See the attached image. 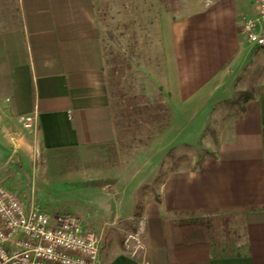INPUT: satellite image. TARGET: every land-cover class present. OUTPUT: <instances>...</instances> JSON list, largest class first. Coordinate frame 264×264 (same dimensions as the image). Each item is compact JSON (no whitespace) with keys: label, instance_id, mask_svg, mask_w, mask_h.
<instances>
[{"label":"crops","instance_id":"1","mask_svg":"<svg viewBox=\"0 0 264 264\" xmlns=\"http://www.w3.org/2000/svg\"><path fill=\"white\" fill-rule=\"evenodd\" d=\"M150 2L159 24L153 38L164 40L157 70L167 72L163 87L179 120L173 127L180 132V124L201 114L217 118L214 107L223 97L217 94L247 48L243 19L255 15L257 1ZM15 3L20 24L0 32V102L13 118L35 117L32 132L42 150L113 144L115 97L99 0ZM251 94L241 107L230 106L231 114L219 110L222 121L200 165L170 171L138 213L135 202L113 209L117 230L134 232L135 219H145L144 249L131 256L114 241L101 246L98 264H264V209H239L264 206V78ZM79 212L73 213L82 220L89 214Z\"/></svg>","mask_w":264,"mask_h":264},{"label":"rangeland","instance_id":"2","mask_svg":"<svg viewBox=\"0 0 264 264\" xmlns=\"http://www.w3.org/2000/svg\"><path fill=\"white\" fill-rule=\"evenodd\" d=\"M150 3V0L98 3L106 68L110 71L115 60L121 65V93L114 98L117 137L113 144L42 150L36 135L20 121L21 117L13 118L0 102V185L18 196L27 208L35 207L51 215L81 210L89 213L83 222L100 235L102 248L114 241L124 244L133 232L131 227L117 230V225L111 223L113 209L129 208L135 202L136 212L140 211L143 203L156 196L170 171L200 165L207 155L203 147L216 137L217 125L222 121L219 110L224 108L227 116L231 114L230 106L241 107L264 78V46L249 41L224 75L217 94L223 97L214 107L213 115L218 117L209 120L207 114H201L188 124H180L179 132L173 127L179 120L163 87L167 72L157 70L163 66L158 60H163L164 40L153 38L159 24L155 16L157 7L155 4L151 7ZM19 19L15 0H0V32ZM133 105L147 107L141 112L142 117L158 114V119L148 122L136 115L128 123L127 110ZM169 128L175 131L170 132ZM185 142L190 147L184 146ZM96 214L105 218L100 220Z\"/></svg>","mask_w":264,"mask_h":264},{"label":"built area","instance_id":"3","mask_svg":"<svg viewBox=\"0 0 264 264\" xmlns=\"http://www.w3.org/2000/svg\"><path fill=\"white\" fill-rule=\"evenodd\" d=\"M254 16L243 19L248 40L264 46V0H256ZM20 121L30 130L35 117ZM145 219L124 241V249L138 256L144 249ZM100 235L84 226L74 213L49 214L26 205L13 192L0 185V264H98Z\"/></svg>","mask_w":264,"mask_h":264},{"label":"trees","instance_id":"4","mask_svg":"<svg viewBox=\"0 0 264 264\" xmlns=\"http://www.w3.org/2000/svg\"><path fill=\"white\" fill-rule=\"evenodd\" d=\"M19 22H20V20L19 21L17 20L15 22V25L9 27L8 29L14 28L16 25L20 24ZM114 62H115V64L112 65V67L110 68L109 78H110V84H111V94L114 97H116V95L118 94V92L121 93V83L119 81V74H120V71H121V65L116 60ZM246 96H248V95H246ZM251 97H252V94H249V96L246 97L245 100L250 99ZM141 107L142 106H140V105L139 106L133 105L132 108H130V110H127V113L129 115L126 118H127V120H129V123L132 121V118H134L136 115H139V118L141 120L144 118L140 114H141V112H144V110L147 109V107H145V108H141ZM131 113H133L134 115L131 116ZM149 117H152L153 118V121H155L156 119H158V114H155V115H153V114L150 115L149 114ZM149 117L148 116L145 117L144 120L145 121L152 122V118H149ZM239 209L242 210V211H251V210H254L255 211V210H262V209H264V206H251V207H245V208H239ZM215 211H220V209L208 211V213H213Z\"/></svg>","mask_w":264,"mask_h":264}]
</instances>
